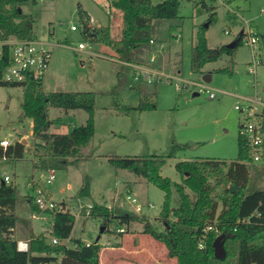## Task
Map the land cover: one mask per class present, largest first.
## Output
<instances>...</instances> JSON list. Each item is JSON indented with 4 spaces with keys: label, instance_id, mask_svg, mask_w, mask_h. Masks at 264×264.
Here are the masks:
<instances>
[{
    "label": "rangeland",
    "instance_id": "rangeland-1",
    "mask_svg": "<svg viewBox=\"0 0 264 264\" xmlns=\"http://www.w3.org/2000/svg\"><path fill=\"white\" fill-rule=\"evenodd\" d=\"M152 1L158 3L163 0ZM212 1L216 16L205 30L210 47L232 42L242 30L247 32L251 29L259 34L264 32V0ZM208 3L211 1L208 0ZM105 4V9H101L96 0H31L22 4V10L34 18L35 38L46 42L52 51L50 66L45 74L44 90L91 91L96 98L93 138L81 150L74 163L55 169L56 178L50 185L42 182V176L48 174V169L42 171L33 166V125L32 118L23 115V87L0 86V138L14 142L23 139L26 134L30 141V144L24 141L28 146L24 157H0V183L4 175H9L11 182L17 187L20 199L30 192L29 181L35 179L56 201L66 198L69 204L78 206L80 216L73 231L75 237L82 235L95 241L98 235H102L99 240L101 244L106 238H114L119 226L112 223L110 231L101 232L103 226L100 221L87 214L93 201L135 212V204L127 199V195H131L143 205L142 212L137 214L149 217L156 226L163 228L161 211L165 192L127 169L115 168L110 163V158L166 156L175 145H179L182 148L176 149L174 157H167L161 174L180 182L181 175L175 165L181 160H236L240 125L245 117L235 105L245 104L256 95L264 98L262 45L256 49L259 62L256 72H252V50L246 43V35L232 55L224 54L218 60L208 62L200 73L192 71V48L197 42L200 27L208 22L212 11L202 6L198 0H182L179 10L181 17L160 26L157 35L166 46L158 52V60L166 61L170 71L179 75L183 81L205 82L202 79L204 74H210L211 80L205 82L207 89L204 91L192 83L184 85L182 82L180 90L164 81L156 85L148 84L146 90L157 93L154 98L156 106L152 109H138L141 82L134 81L133 69L128 68L118 76L123 63L116 58L115 51L106 44L87 40L82 33L79 7L88 8L94 16L100 18L101 23L106 22L109 10L113 14L109 23L111 36L115 40L121 37L122 13L111 8L108 0H105ZM73 24L78 25L79 29H71ZM81 41L90 43L94 54L90 53V49H78ZM158 50L159 46L155 45L152 53ZM152 53L146 52L142 56L148 64ZM195 92L198 94H194ZM210 92L214 93L213 97ZM49 116L51 119L61 118L64 121L53 125L54 128L67 129L72 124H84L87 112L80 108L65 110L50 107ZM254 164L264 166V161ZM87 177L90 178L91 195L80 197L78 189ZM260 185L264 187V175L260 178ZM191 194L194 196L192 191ZM21 199L25 202L27 196ZM179 203V193L174 187L171 205L175 208ZM16 211L20 217L26 216L28 212L19 206ZM140 229L142 224L134 222L127 233ZM159 244L162 247L158 253L163 256L166 248L164 244Z\"/></svg>",
    "mask_w": 264,
    "mask_h": 264
},
{
    "label": "trees",
    "instance_id": "trees-1",
    "mask_svg": "<svg viewBox=\"0 0 264 264\" xmlns=\"http://www.w3.org/2000/svg\"><path fill=\"white\" fill-rule=\"evenodd\" d=\"M28 1L31 0H0V41L11 37L35 38L34 18L22 10V4ZM181 1L163 0L153 3L152 0H108L111 8L122 13L121 37L118 40L111 36L109 25L89 26L86 14L79 7L83 36L93 43L106 44L115 51L116 58L123 63L118 71L120 76L128 68L132 69L128 63H146L143 54L152 53L154 46L161 42L157 35L161 24L181 17ZM210 1L211 3L208 0H198L202 6L212 11L208 24L216 16L215 5ZM205 30V25L200 27L197 42L192 48L191 68L194 72H202L208 62L216 61L224 54L232 55L245 36L243 31L236 36L234 48L226 45L213 48L208 45ZM259 35L264 62V32ZM8 62L9 48L4 44L3 54L0 56V86L23 87V115L32 118L33 122L34 167L46 170L65 168L74 163L95 133L94 92H46L43 79L30 74L22 82H7L3 79V72ZM155 65L158 66L157 61ZM146 85L148 84L142 82L139 84L140 99L137 108L140 110L156 106L154 98L157 93L147 91ZM50 107L84 109L87 112L86 122L73 125L69 132H52L51 126L61 124L63 120L51 119ZM179 148L182 147L175 145L166 156H124L109 160L115 168L127 169L165 192L161 211L163 228L156 226L147 216L124 211L119 206L109 207L97 201L91 204L88 215L100 221L103 232L110 231L112 223H117L126 231L132 223L140 222L141 231L163 243L168 256L175 258L176 264H264V187L260 185L264 166L253 163L247 140L239 135L238 156L231 162L210 158L177 162L175 168L181 175V181L176 182L163 176L161 169L166 164L167 157H174ZM25 152L26 145L17 139L6 148H0V157L19 159L24 157ZM234 186L236 189L232 190ZM174 187L180 198V203L175 208L171 205ZM77 194L80 197L91 195L89 177L84 180ZM28 198L31 208L41 211L33 197ZM18 202L17 187L12 182L0 183V264H100L103 245L98 240L87 243L80 237L71 238L76 217L68 211L53 214L52 234L59 239L58 243L49 242L45 234H31L29 249H19L14 230L19 224H27V219L17 214ZM46 212L52 214L49 210ZM209 225H214V229L204 232ZM118 234L122 235V232ZM220 234H224L226 250V255L222 258L215 256L213 246L215 238ZM66 239H70L74 246H69ZM201 242L203 246L200 245Z\"/></svg>",
    "mask_w": 264,
    "mask_h": 264
},
{
    "label": "built area",
    "instance_id": "built-area-1",
    "mask_svg": "<svg viewBox=\"0 0 264 264\" xmlns=\"http://www.w3.org/2000/svg\"><path fill=\"white\" fill-rule=\"evenodd\" d=\"M264 12V10H263ZM107 14H110V11H107ZM89 26L94 24V18L89 17L87 20ZM71 29L77 30L79 26L73 24ZM228 32V30H226ZM245 32V30H242ZM247 36L246 43L250 46L252 50L253 61L250 65V71L256 72V66L258 64L257 60V48L261 45V38L259 33L252 31L251 29L245 32ZM153 43V40H151ZM8 45L9 48V62L4 69L3 79L7 82H22L26 79L27 75L30 74L35 78L43 79L45 77L46 72L49 69L52 51L49 47H47L46 42H42L37 40L36 38L32 39H19L16 37H11L8 40L0 41V56L3 54V45ZM160 48L164 46L163 43L157 44ZM78 49H90L91 54H94V51L91 49L90 43H85L83 41L79 42ZM157 59L156 53H152L150 55V64L145 63H128L133 69V79L134 81H140L142 83L147 84H155L160 81L167 82L169 84L175 85L176 89H181V83L184 85H188L192 83L193 85H197L200 87L201 91L207 89V85L205 82L198 81H183L179 75H174L164 70L158 68L155 65ZM210 96L213 97L214 93L210 92ZM235 108L241 111L244 114V121L240 125V134L247 140L249 146V155L252 159L253 163H259L264 161V98L260 96H255L248 99V102L238 103L235 105ZM12 140L1 139L0 138V148H6ZM2 158H7L3 156ZM48 174H43L42 182L44 184H51L53 180L56 178L55 169H48ZM4 182H11V178L9 175H5L3 178ZM30 188L32 189V197L35 204L39 206V208L46 212L49 210L52 214L57 211H68L75 215L76 219L79 218L80 213L77 205L68 204L64 201H56L54 198L50 196V194L46 191L45 187L41 185L39 182L33 179L29 182ZM127 199L134 203V209L136 213L142 212L143 205L137 202L135 197L131 195H127ZM91 204L89 205L88 213L90 210ZM36 217V215H33ZM244 221V220H243ZM53 226V224H52ZM52 226L49 230V234L51 235L50 241L52 243H58L59 239L52 234ZM214 229V225H209L204 229V232L208 230ZM118 232L125 231L124 227H118ZM203 246V243H200ZM18 248L21 250L29 249V242L18 240Z\"/></svg>",
    "mask_w": 264,
    "mask_h": 264
},
{
    "label": "crops",
    "instance_id": "crops-1",
    "mask_svg": "<svg viewBox=\"0 0 264 264\" xmlns=\"http://www.w3.org/2000/svg\"><path fill=\"white\" fill-rule=\"evenodd\" d=\"M96 2L101 9H105L104 7H107L105 4V0H96ZM80 8L83 10V12L86 14L87 17L94 18L95 20L94 24L97 26H99V24L109 25V23L112 21L113 14H110V16L108 14L106 22L101 23L100 18L97 16H94L93 13H91V11L88 8H85V7H80ZM165 46L166 44H164L162 48L159 47V50L156 52V55H159L158 52H161L165 48ZM156 61L158 64L157 66L158 68L164 70L165 72L173 74L170 71L169 67L167 66L166 61L160 62L158 60V57ZM44 80H45V77L43 78V84H44ZM195 94H198V93L195 92ZM32 125H33V122H32ZM58 128L57 127L54 128L52 125L50 128V131L58 132L57 130H60V132H69L72 127H68L67 129H63V128L58 129ZM23 136H24L23 139H21L20 141L24 140L25 138V141L30 144V141L28 137L26 136V134H24ZM33 139L35 141L34 135H33ZM27 147L28 146L26 145V148ZM33 166H34V157H33ZM33 176L34 175H32V177ZM29 189H30V192L24 195V196H27V200L23 202L21 198H23L24 196H21L17 204V208L19 206L21 207V209H26L28 211V212L26 211L27 212L26 216H24V218L27 219V224L23 223V224L17 225L14 230V236L17 240H23V241L29 242L31 238V234H35V235L45 234L48 237V241L51 242L50 241L51 235L49 234V230L53 224V217L51 214H48L47 212H44L42 210L36 211L30 207V199L28 197L32 196V189L31 188ZM50 196L53 198L51 193H50ZM61 201L67 202L68 200L66 198H63ZM28 206L30 209L28 208ZM34 214L36 215V217L33 216ZM77 220L78 218L76 219V221ZM94 221L96 222V220ZM73 231H74V228H73ZM73 231L71 233V238L80 237L82 240H84L87 243L93 242L92 239L83 237L82 235H77L75 237ZM127 232H130V231L126 229V231L122 232V235L117 234L112 239L106 238V241L102 243L103 247L100 251V264H176L175 258H171L168 256L166 247H165L166 249L163 248L164 249L163 256L158 253L160 252L161 247H162L159 244L161 242L158 243V241L152 238L149 234L143 233L141 229L139 231H135L131 233H127ZM101 236L102 235H98L95 240L99 241ZM108 239H111V240H108ZM65 242L69 246H74L73 242L70 239H66ZM40 264H54V263L48 262V263H40Z\"/></svg>",
    "mask_w": 264,
    "mask_h": 264
},
{
    "label": "water",
    "instance_id": "water-1",
    "mask_svg": "<svg viewBox=\"0 0 264 264\" xmlns=\"http://www.w3.org/2000/svg\"><path fill=\"white\" fill-rule=\"evenodd\" d=\"M209 24L206 23L205 26L207 27ZM240 33H243L242 31ZM236 45V41L233 40L232 42L226 44V46L228 47H231V48H234ZM203 81L205 82H209L211 80V75L210 74H204L203 77H202ZM195 94V93H194ZM25 140H22L21 142H24ZM236 189V186H234L232 188V190H235ZM103 227L101 228V232H103ZM224 234H220L218 235L215 240H214V243H213V246H214V253H215V256L218 257V258H222L226 255V250L224 248Z\"/></svg>",
    "mask_w": 264,
    "mask_h": 264
}]
</instances>
